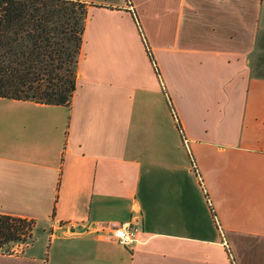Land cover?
Listing matches in <instances>:
<instances>
[{
    "label": "crops",
    "instance_id": "obj_1",
    "mask_svg": "<svg viewBox=\"0 0 264 264\" xmlns=\"http://www.w3.org/2000/svg\"><path fill=\"white\" fill-rule=\"evenodd\" d=\"M77 1L71 104L0 97V214L43 232L0 264H264V0Z\"/></svg>",
    "mask_w": 264,
    "mask_h": 264
},
{
    "label": "trees",
    "instance_id": "obj_2",
    "mask_svg": "<svg viewBox=\"0 0 264 264\" xmlns=\"http://www.w3.org/2000/svg\"><path fill=\"white\" fill-rule=\"evenodd\" d=\"M88 15L77 0H0V97L70 105ZM35 225L0 214V252L33 241Z\"/></svg>",
    "mask_w": 264,
    "mask_h": 264
},
{
    "label": "built area",
    "instance_id": "obj_3",
    "mask_svg": "<svg viewBox=\"0 0 264 264\" xmlns=\"http://www.w3.org/2000/svg\"><path fill=\"white\" fill-rule=\"evenodd\" d=\"M140 231L141 223L138 217L112 225L113 236L119 243L127 247L137 244Z\"/></svg>",
    "mask_w": 264,
    "mask_h": 264
},
{
    "label": "rangeland",
    "instance_id": "obj_4",
    "mask_svg": "<svg viewBox=\"0 0 264 264\" xmlns=\"http://www.w3.org/2000/svg\"><path fill=\"white\" fill-rule=\"evenodd\" d=\"M43 235V232L40 231V229H36L35 230V238L40 241L41 238L40 236ZM34 241V240H33ZM32 240L30 241V243L33 242ZM28 244V243H27ZM21 245L22 244H15L14 246L11 247L10 251H7L8 253H13V252H16L17 250H20L21 249ZM25 245V244H24Z\"/></svg>",
    "mask_w": 264,
    "mask_h": 264
}]
</instances>
